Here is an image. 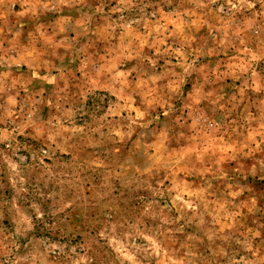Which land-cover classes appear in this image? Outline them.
Masks as SVG:
<instances>
[{
    "label": "rangeland",
    "instance_id": "obj_1",
    "mask_svg": "<svg viewBox=\"0 0 264 264\" xmlns=\"http://www.w3.org/2000/svg\"><path fill=\"white\" fill-rule=\"evenodd\" d=\"M0 264H264V0H0Z\"/></svg>",
    "mask_w": 264,
    "mask_h": 264
}]
</instances>
